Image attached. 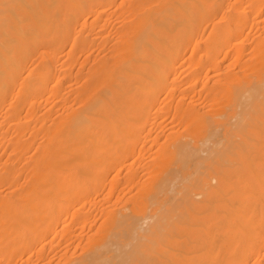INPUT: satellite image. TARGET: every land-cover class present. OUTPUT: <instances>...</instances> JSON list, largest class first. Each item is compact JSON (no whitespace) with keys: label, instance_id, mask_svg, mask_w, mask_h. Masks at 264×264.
I'll use <instances>...</instances> for the list:
<instances>
[{"label":"bare ground","instance_id":"6f19581e","mask_svg":"<svg viewBox=\"0 0 264 264\" xmlns=\"http://www.w3.org/2000/svg\"><path fill=\"white\" fill-rule=\"evenodd\" d=\"M262 110L264 0H0V264H155V225L137 232L142 227L137 229L132 215L121 207L130 191L145 194L154 184L171 192L172 202H165L155 221L160 225L164 219L167 228L183 207L202 212L194 195L204 193L207 201L219 191L228 194L222 203L227 200L229 209L224 205L222 210L229 215L224 217V211L212 217L219 221L213 226L226 220L221 257L209 252L205 258L202 252L204 258H194L197 251L192 248L200 249L205 235L198 232L195 240L181 228L196 241L189 247L194 256L182 262L170 253L172 264H264V147L256 141L259 149L253 152L258 156L250 160L242 152H252L248 139L259 133H249L263 123ZM164 112L176 123L165 119L161 125ZM157 115L159 126L170 125L169 131L158 130L166 133L160 143L158 133H151ZM140 120L150 124V134L144 131L160 144L156 149L153 143L155 153L147 150L151 142L142 148L149 137L144 140ZM137 129L143 138L139 131L133 134ZM184 130L200 136L193 142L183 139ZM198 140L207 145L205 155L198 154ZM137 142L143 145L134 146ZM132 147L136 153L146 148L149 157L146 151L142 155L150 159L154 154L155 164L166 161L168 167L176 157L180 163L165 172V164L153 163V170L161 166V172H167L154 178L152 160L139 156L147 164L139 163V169L138 156L135 161L127 155ZM131 160L135 170L146 172L140 171L142 177L137 173L140 179L147 171L153 174L149 184L148 176L142 179L146 188L135 178L143 192L140 185L132 187L135 179L126 181L135 171ZM201 160L208 161L203 170L198 169ZM191 163L194 173L200 172H189L190 181L183 182L181 168ZM118 176L131 186L119 184ZM213 177L218 181H210L217 185L209 190ZM119 185H125L126 192L132 187L127 196ZM137 196H131V204ZM210 200V205L216 201ZM139 204L140 211L146 210L147 204ZM160 205L156 208H163ZM207 225L205 238L214 228ZM214 230L209 233L219 231ZM199 234L203 241L197 247ZM167 241L158 243V257ZM182 243L175 248H185ZM211 256L214 262L208 260Z\"/></svg>","mask_w":264,"mask_h":264},{"label":"rangeland","instance_id":"374dc122","mask_svg":"<svg viewBox=\"0 0 264 264\" xmlns=\"http://www.w3.org/2000/svg\"><path fill=\"white\" fill-rule=\"evenodd\" d=\"M171 103H172V102H171ZM167 104H169V103H167ZM164 113L167 114V115H163L165 118H163L162 115H161L162 118H160L161 120L163 119L162 121L160 120L161 123L164 121L163 124H161V123L159 122V118H158L159 116H158V115L156 116V117L158 118V122H156V121H157V120H156L155 123L153 122V123L151 124L152 126H154V127H152V128H153L154 130L156 129L155 131L152 130L151 127L148 126V125H150L148 122H146L148 125H146V123H144L146 120H143L144 122H142V120L139 121L138 125L141 126V127H139L140 129H139V128H138V129H139V130L142 129L143 132H144V135H143L138 129L135 130V132H133V134H134V133L137 134L136 131H139L138 134L141 133V136H142V135L144 136V140H146L148 137L151 138L150 141H148V139H149V138H148L146 141H144V142H145V143H144V142H142V141H143V139H142L143 136H142V138L140 139V140H141L140 142L144 143L145 145H146V142H147V143H148V142H149V143L151 142V143H152L151 145H153V143H154V144L156 143L154 139L157 140V138H158V141H159V138L161 139L162 136H164V138L166 137V136H165L166 133H164V132H165V129H166V128L169 129L168 127H169L170 125H169L168 127H166V128H164V127L166 126V124H165L164 127L161 126V125H164V123H165V119H166V123L168 122V124H173L174 122L176 123V120L171 116V118H172V122H173V123H171V122H170L171 120L169 121L170 117L168 118V116H169L170 114L167 113V112H164ZM164 113H161V114H164ZM168 114H169V115H168ZM216 116H217V118H220V116H218V115H216ZM263 117H264V111L262 110V112H261V118H262V122L264 123V118H263ZM157 118H156V119H157ZM154 120H155V118H154ZM137 121H138V120H137ZM260 122H261V121H260ZM175 123H174V124H175ZM263 123H262V124H263ZM143 124H144V125H143ZM159 124H161V125L159 126ZM168 124H167V125H168ZM258 124H259V123H257V125H258ZM262 124H261V125H262ZM255 125H256V124H255ZM255 125L253 126V127H255V128L250 130L249 135L252 136V137H255L256 135H258V134L255 132V130H256V131L259 133V136H257L258 138H251V137H249V139H248V141H249L250 144H251V149H252V152L250 153V156L247 155V154H249V153H246V150H245V149H244L245 152L242 150L243 155L246 157L247 160H250V159L252 158L251 156H252L253 154H255L256 156H258V155H257L258 153H257V154L254 153V152H253V149L255 150V152H257V149H259V148H255V147L257 146L256 144L259 143V140H260V143H259V144L262 145V146L260 147V146L258 145V147H260V148L264 147V137H263V136H264V133H263V131H264L263 129H264V128H263V126H261V125L259 124V125H260V129H261V131H260L259 127H257V125L255 126ZM263 125H264V124H263ZM144 126H145V127H144ZM158 126H159V127H158ZM143 127H144V129H143ZM155 127H156V128H155ZM157 127H158V128H157ZM253 127H252V128H253ZM256 127H257V129H256ZM162 128H164V132L161 131V132H162V133H161V132H159L158 130H159V129L161 130ZM262 128H263V129H262ZM145 129H146L147 131L149 130V131H148L149 134H150V129H151V133H154V134H155V133H158L159 137H157V138L154 137V136H153L154 134L149 135L147 132H145V131H146ZM167 129H166V131H169V130H167ZM220 129L223 130V126H222V125H220L219 128H218V132H217L218 134H221L220 132H222ZM144 130H145V131H144ZM162 130H163V129H162ZM181 130H182V128H181ZM219 130H220V131H219ZM262 130H263V131H262ZM153 131H154V132H153ZM156 131H158V132H156ZM131 132H132V131H131ZM180 132H182V131H180ZM185 132H188V133H185ZM251 132H252V133H251ZM260 132H261V133H260ZM167 133H168V132H167ZM131 134H132V133H131ZM133 134H132L131 137H132V138H133V137L137 138V135L134 136L135 134H134V135H133ZM164 134H165V135H164ZM155 135H156V134H155ZM183 135H186V136H189V137H186V136L183 137ZM193 135H194V136L191 135V136H192V138H191L189 131H187V130L185 131V130H184V131H183V134H182V138H183V139L187 138V139H190V140L193 139V140H192V142H193V141L196 140V138H198V136H200V135H197V134H193ZM249 135H248V136H249ZM254 135H255V136H254ZM260 136H261V137H260ZM145 137H146V139H145ZM135 138H133V139H135ZM138 138H139V137H138ZM138 138H137V140H134V142H136V141L139 142V139H138ZM261 139H263V140H261ZM151 140L154 141V142H152ZM162 141H163V138H162L161 142H162ZM198 141H199V140H198ZM256 141H258V143H256ZM138 142H137V144L135 143L134 146L139 147L141 144H139ZM159 143H160V141H159ZM198 143H199V146L202 148L201 151H200V150L198 151V154L201 153L200 155H205V153H206L205 150H206V146H207V145L200 144V141H199ZM138 144H139V145H138ZM157 144H158V142L156 143V146H157ZM142 145H143V144H142ZM142 145H141V146H142ZM159 145H160V144H159ZM159 145H158V146H159ZM148 146H150V145L148 144ZM158 146L156 147V149L158 148ZM136 147H135V148H136ZM144 147L147 148V145H146V146H142L143 149H144ZM132 148H133V149H132V150L129 152V154H127V155H128V156H131V155H132L133 158L135 157V161H136V158H137L136 156H138V158H139V156H141V157L143 156V157L145 158V157L148 155V157H149V153H148L149 150H148V149H150L149 152H151V151H153V152L155 151V152H156L155 145H153V146L147 148L148 151H146V148H145V150H143V149L141 148V149H142V152H140V153H139V152L136 153L135 150H134L135 148H134V147H132ZM137 149H138V148H137ZM137 149H136V150H137ZM139 149H140V148H139ZM139 149H138V150H139ZM152 149H153V150H152ZM133 150H134V151H133ZM139 151H141V150H139ZM143 151H144V152H145V151L147 152V154L144 153L146 156H145V155H142ZM258 151H259V150H258ZM134 152H135V153H134ZM155 152H154V153H155ZM151 153H152V152H151ZM151 153H150V159H151L152 161H151V162L148 161V162H149V164L152 165V164L154 163V162H153V161H154V156H153L154 154L151 155ZM253 156H254V155H253ZM256 156H255V157H256ZM249 157H251V158H249ZM133 158H132V159H133ZM194 158H195V157H194ZM194 158H192V159H194ZM128 159H129V157H128ZM145 159H147V157H146ZM148 159H149V158H148ZM148 159H147V160H148ZM150 159H149V160H150ZM172 159H173V160H172ZM172 159H170L171 161H170L169 159H168V161H167V162L170 161V163H169L170 165L168 164V165H169L168 167H169L170 169H171V167L176 166V164L178 165V162L180 163V161H178L177 157H176V158H172ZM174 159H175V160H174ZM176 159H177V160H176ZM201 159H202V158H201ZM139 160H140V162H139ZM139 160L137 159L136 162H138V163H136V164H135V161H134V160H131L130 164L132 165V161H133V163L135 164V166H136L137 164H139V163H140V164H141V163H143V164L145 163V164H146L145 161L142 162V161H143L142 159L139 158ZM141 160H142V161H141ZM190 160H191V158H190ZM129 161H130V159H129ZM129 161H127V162H129ZM172 161H173V164L171 165ZM174 161H177V162L174 163ZM191 161H195V160H191ZM201 161H203V162H201ZM201 161L197 162V163H199V165H201L200 163H202V165H201L200 167H198V169L201 168V169L203 170V168L205 167L206 162H208V161H205V160H201ZM256 162H257V159H256ZM134 164H133V165H134ZM140 164L137 165V166H138L139 169H142V168H141V167H142V164H141V167H140ZM145 164H144V165H145ZM149 164H148V165H149ZM154 164H155V163H154ZM156 164H158V166H159V165L164 166V164H165V166L167 167L166 161H165V163H164V161H163V162H160V163L157 162ZM156 164H155V165H156ZM174 164H175V165H174ZM191 164H192V163H191ZM133 165H132V166H133ZM146 165H147V164H146ZM151 165H150L149 167H151ZM121 166H122V165H121ZM152 166H153V165H152ZM156 166H157V165H156ZM156 166H153V167L151 168V172L154 171V172H152V173H154V174L157 173L156 175H154V178H155V176L161 177V175L164 177L165 175H167V172H166V174H165L164 172H165V171H170V169H169L168 167H167L168 169L166 170V169H165V168H166L165 166H164V172L162 171L163 173L161 172V169L163 170V168H162L161 166H160V169H159V170L155 171V170H153V169H156ZM194 166H195V165L192 164L191 167H186V166H185V167H182L183 169L181 168V170H182V171H181V176H183V178L185 179V180L182 179L183 182H188V181H190V180H188V177H187V176L190 177V173H189V172H193L192 174H194V175H195V174H198V173L200 172V170H199L198 173H196V172L194 173V171H195V170H193V169H194ZM133 167H134V166H133ZM133 167H132V168H133ZM144 167H146V166H143V169L145 170ZM122 168L124 169V165H123ZM122 168H119V169H122ZM132 168H131V169H132ZM138 168L136 167L137 170H135V167H134V170H135V171H133V172L130 171V173H129V177H130L129 180H126V178H125V180L130 182L132 179L138 178V179L140 180L141 184H144L143 180L145 181V179H146L147 176H148V178H147L148 180L146 179L147 181L145 182V183H148V181L150 180L149 178L152 177L153 174H152L151 172H149V175H148V171H147V169H146L147 174H145V173H146L145 171L139 170ZM146 168H147V167H146ZM158 168H159V167H158ZM148 170H150V169H148ZM192 170H193V171H192ZM202 170H201V171H202ZM122 171H123V170H122ZM122 171H120L119 173H122ZM125 171H126V170L123 171L122 175H123V174L125 175ZM140 171L145 172V173H144V176L147 175L145 179L142 178L143 180L140 179V176H139L140 174H138L139 177L137 176V173H139ZM158 172H161V175H158V174H159ZM186 172H187V173H186ZM135 173H136V175H135ZM140 173H141V172H140ZM188 174H189V175H188ZM118 175H120V174H118ZM122 175H121V176H122ZM150 175H151V176H150ZM121 176H118L120 180L117 181V182H119V184H120V183H121V184H125L126 181H125L124 179H122ZM142 176H143V173H141V177H142ZM185 176L187 177V179H186ZM123 177H125V176H123ZM158 177H156V179H157ZM192 177H193V176H192ZM151 179H152V181H155V180H156V179L153 180V178H151ZM190 179H192V178H190ZM214 179H215V180H214ZM139 180L136 181V179H135V181L138 182L137 184H134V183H136V182H133V180H132V182H133V183L131 182V183L133 184L132 187L135 186V185H137V186L140 185L139 189L141 188V186H142V188H143L144 186L141 185V184L139 183ZM210 180H212V182H213V181H214V182H215V181H218V179H216V177L209 178V181H210ZM152 181H151V183H152V185H153L154 182H152ZM129 182H127V185H130V184H131V183H129ZM149 182H150V181H149ZM212 182L210 181L209 184H208V186H207V188H208L209 190H210V188H214V187L217 185L216 183H215V185H214ZM128 183H129V184H128ZM148 184H149V183H148ZM125 185H126V184H125ZM125 185H122L123 187L120 186V185H119V186H120L122 189L125 188V190H122V189H121V191H122V194H124V195L127 196V194H129L128 192L130 191V189H131L132 187H130L131 185H130L129 187H127V188H130V189H128V192H126V191H127V189H126V186H127V185H126V186H125ZM144 185H145V184H144ZM209 185H210V187H209ZM150 186H151V185H150ZM150 186H148L149 189L146 188V187H147L146 185H145L144 188H146L147 191H148V190L151 191V189H153V191H154V188H155L156 185H155V184L153 185L154 188H153V187H150ZM117 188H118V186H117ZM117 188H116V190L120 189V188H118V189H117ZM135 188H136V187H134V189H135ZM137 188H138V187H137ZM156 189H157L159 192H158ZM156 189H155L154 192H153V191H151V192L148 191L150 194H149V193H146L147 191H145V194H144L143 191H144L145 189H143V191L140 189L139 191H142L144 195H143V194H139L140 192H138V189H137V191L134 190L135 192H132L133 190L130 191V193H131L133 196H135V195L137 196V192H138V196L135 197L134 200H132V203L134 202L133 204H136L135 206H132L133 204H131V202H130L131 199L133 198V197H131L132 195H131V196L129 195L130 197L127 196L126 199L124 198L126 204L124 203L125 205H123V206H122V203H123V202H122V201H123L122 196H121V200H122V201L120 200V201L122 202V203H121V207L124 209V211H125V212L128 211L127 213H129V214L132 215V217H133V221H134V225H135V226H138L137 229H138L139 227H142V228H139V231H137V232H142L143 228L147 227L148 225H155L154 227H156V230H154V231H155L156 236H154L155 234L153 235V236H154V241H153V243H154V245H153V249H154V250H153V253H155L156 255L159 253L158 251L156 252V250H155L156 247L158 246V243H159V242H163V241H165V240H168L167 242H164V243H166V244L163 243V245H162L161 247L159 246L160 249H161L162 251L160 252L159 257H158V255H157V256L155 255V257L157 258L156 263L158 264V263L160 262L161 264H172L171 261H170V259L172 258L171 255H173V259L181 260L182 262H186L187 260H189V259L191 258L192 255L194 256V253H191V252H193V251H195V252L197 251V252L195 253L196 255H195L194 258H196V257H197V258H201V257H203V256H204L205 258H208V255L210 256V254H207V255H206L205 253H209V252H210V253H213V252H214L213 257H215V256L217 257V256H218V257L220 258V257H221V254H222V253H221V252H222V251H221V250H222V249H221V243H222L221 241H224L223 238H225V236L222 238L221 235L226 231V230H225V229H226V224H225V223H226V220L224 219V217H227V216L229 215V213H230L229 210H228V211H225L224 209L222 210V208H224L225 206H227V209H229V206H230L229 204H230V203H228V201L226 200V205H225L224 203H222V201L225 202V199L227 198V195H228V194H225V196H224V194H223L224 192L219 191V193L217 192L218 194H216V196H214V195H215V194H214V195H213L214 197L211 196L210 198H208L209 200H210V199H211V200L213 199V201H214V200H216V197H218L217 195H219V194H220V195H223L222 197H225L224 200H223V198H219V197H218L219 200H216V201H215V202H217V203L212 202V201L210 200V201H211V205H212L213 207H211V205L208 204V203H210V202L207 203V201H209L208 199H207V201H206V199H203L202 196H204V193H202V194L199 195L200 198H199L198 196L194 195V196H195L194 199L197 200V202H199V204H202V208H199V209H198V211L201 210L202 212H200V211H199V212H197V211L195 212V211L193 210V208H190L191 206H190V207H183V210H182L181 214L173 216V221L171 222V223H172V224H171V227H170V228H167L168 226H165V225H164V223H165V220H164V219H161V224L159 223L160 225H156L155 221H156V217H158L159 214H160V215L163 214V212H164V210H165V207H166L169 203H171L173 199L171 198V194H170V198H169V194H168V193H171V192H167V193L165 192V193H166V194H165V193H164V190L158 188L157 186H156ZM198 189H199V188H195L194 190H198ZM119 191H120V190H119ZM123 191H124V193H123ZM116 192H117V194H116ZM116 192H115V194H116L117 196L115 195V199H116V197H118V191H116ZM162 192H163V194H162ZM119 193H120V192H119ZM152 193H153V194H152ZM134 194H135V195H134ZM148 194H149V195H148ZM154 194H155V195H154ZM139 195H140L142 198H140ZM152 195H154L153 198L156 196L155 199H152V198H151ZM162 195H163V198H165V197H166V198L163 199V198H162ZM166 195H167V196H166ZM143 196H145V197H144V199H145L144 202H145V203L142 201V200H143ZM158 196H159V197H158ZM160 196H161V197H160ZM194 196H193V197H194ZM119 197H120V195H119ZM123 197H125V196H123ZM128 197H129L130 199H128V202H127L126 200H127ZM138 197H139L140 201H142L143 203L139 204L140 201H139ZM147 197H149V198L147 199ZM197 197H198V198H197ZM201 197H202V198H201ZM212 197H213V198H212ZM136 198H137V201H135ZM150 198H151V199H150ZM160 199H162V200H160ZM167 199H168V200H167ZM170 199H171V202H170ZM146 200H148V202H149V203L147 202L148 204L146 203ZM150 200H152V202H151ZM165 200H167V201H165ZM153 201H155V202L153 203ZM156 201H157V202H156ZM219 201H221V203L223 204V205H221V207L219 206V205H220V204L218 203ZM118 202H119V198H118V200H116V203H118ZM163 202H164V203H163ZM165 202H168L167 205H166ZM205 202H206V203H205ZM150 203H152V204H150ZM156 203H157V204H156ZM212 203H214V204H212ZM227 203H228V204H227ZM130 204H131V206H130ZM138 204L140 205V207H142V204H144L145 206H146V204H147V206H146V208H145L146 210H144V208L142 207L141 209H143V210L140 211V208H139V209L137 208ZM160 204H161V205L163 204V208H160V207H159L160 209H159V208H156V207H157L156 205H160ZM164 204H165V205H164ZM118 205H120V204H118ZM149 205H150V206H149ZM161 205H160V206H161ZM205 205H207L208 208H207ZM216 205L219 206L221 209H220L219 207H218L219 209H216V208H217ZM224 205H225V206H224ZM124 206H126V208H125ZM222 206H224V207H222ZM119 207H120V206H119ZM128 207H129V208H128ZM134 207H136L137 209L135 208V210H134ZM138 207H139V206H138ZM147 207L150 208V209L148 208L149 211L147 210ZM153 207H155V208L153 209ZM161 207H162V206H161ZM200 207H201V205H200ZM205 207H206V208H205ZM215 207H216V208H215ZM231 207H232V206H231ZM231 207H230V208H231ZM127 208H128V209H127ZM184 208H185V209H184ZM189 208L191 209L190 212H189ZM204 208H205V209H204ZM211 208H212V210H211ZM151 209H153V210H157V211H153V210L151 211ZM225 209H226V207H225ZM187 210H188V211H187ZM203 210H204V211H203ZM209 210H210V211H209ZM215 210H216V211H215ZM135 211H137V213H136ZM224 211H225V212H224ZM139 212H140V213H139ZM143 212H144L145 214L142 215ZM150 212H151V213H150ZM154 212H155V213H154ZM188 212H189V216L187 217V220H185L186 218L184 219V217H186V216L188 215ZM209 212H211V213H209ZM221 212H222V213H223V212L225 213V214H224V217L222 216L223 219H220V220H222V221L224 220V221H223V222L220 221L221 223H219V224H222V223H223V225H219V224L217 223L219 226H217V225H216V226H215V225L213 226V224H215V222H219V221H217V219L212 218V217H215V216L217 215V217L219 218L218 215H220V216L223 215V214H221ZM192 213H193V214H192ZM212 213H216V214L214 215V214H212ZM205 214H206V215H205ZM207 214L210 215V217H209ZM199 215H201V216L198 217ZM134 216H135V217H134ZM207 216H208V218H209L210 220L206 218ZM151 217H154V218L152 219ZM202 217L205 218V219L207 220L208 223L205 221V219L202 220ZM135 218H137V219L140 218L141 220H140V219H138V220L136 219V220H135ZM142 218H143V219H142ZM194 218H196V219L198 218L199 220L201 219V221H204L203 223H205V224L202 225V223L196 222V220H195ZM211 218H212V219H211ZM191 219H192L193 221L195 220V223H194L193 221L190 222L189 220H191ZM198 219H197V220H198ZM226 219H227V218H226ZM142 220H144L143 222H145V221H146V222H145V223H142ZM152 220H153V221H152ZM181 220H182V223H183V224H179V223H181ZM199 220H198V221H199ZM211 220H212V221H211ZM214 220H215V221H214ZM183 221H184V222H183ZM185 221H186V222H185ZM201 221H200V222H201ZM213 221H214V222H213ZM136 223H137V225H136ZM147 223H148V224H147ZM150 223H151V224H150ZM162 223H163V224H162ZM198 223H199V224H198ZM206 223L209 224V226H210L211 228L214 227L215 229H216V228L219 229V231L222 230V231H220V235H218V234H219V231H218V232H214V233H212L213 235H212L211 233H209L210 231L212 232V230H213V231H217V230H214V228H213V229H209V230L206 229V230H207L206 233L210 234V235H211L210 237L214 236V239L212 238V239L209 240V238H210L209 235L205 238L206 234H205L204 232H205V228L208 226ZM140 224H144V225H140ZM177 224H178L179 226H182V227H180V231H181V228H182L183 230H187L188 232L185 233V234H188V233L191 234V235H189V234H188V235L191 236L192 238H194L195 240L197 239V238H196V234H198V232H200V234L202 233V234L205 235V236L202 235V236H204V237H202V238H204V240L206 239V240L204 241V244L207 243L206 241H210V242H211V240H215L216 242H215V241H212V242H213V243H214V242L217 243V246L214 245L213 243H212L213 245H212V244L210 245V242H209V243H207V244L210 245V248H209L210 250H207V248H208L209 246H208L207 244H205V245L203 244V245L206 247V248H205L203 245H201L202 242H199V241H203V240H202V238H201V235L199 234V235H197V236H199L201 239L199 240V237H198V242L196 243V245H197V247H198V244L200 243L202 249H201V248H200V249L197 248V249H198V250H197V249H193V248H192L193 251H191V249H190L189 247H190V246L192 247V245H193L192 243H194V242H196V241H194V239L190 240V239H191L190 237H189V239H188V237H186L187 235H183V234H184V233H182L183 230H182L181 232H179V227L177 226ZM145 225H147V226H145ZM161 225H163V226H161ZM204 226H205V227H204ZM220 226H222V227H221L222 229L220 228ZM223 226H224V227H223ZM176 227H178V229H177ZM210 227H208V228H210ZM218 227H219V228H218ZM197 228H198L199 230H198ZM173 229H175V230L177 229V230H176L177 232H176L175 230H173ZM157 230H158V231H157ZM156 231H157V232H156ZM168 231L171 232V233H169V234L171 235V236H170L171 238H170L169 235L167 234ZM135 232H136V231H135ZM183 232H185V231H183ZM196 232H197V233H196ZM181 233H182V234H181ZM215 233H217V234H215ZM221 233H222V234H221ZM225 233H226V232H225ZM225 233H224V234H225ZM193 234L195 235V237H193ZM224 234H223V235H224ZM182 235H183V236H182ZM215 235H216V236L218 235V236L221 237V238H219V237L217 236V237L219 238V239H218L217 237H215ZM223 235H222V236H223ZM159 236H160V237H159ZM167 237H168V238H167ZM161 238H162V239L165 238V240H162ZM166 238H167V239H166ZM181 238H183V239L181 240ZM207 238H208V239H207ZM216 238H217V240H216ZM157 240H158V242H157ZM160 240H161V241H160ZM218 240H220V241L218 242ZM181 241H183V243L185 244V245H184L185 248H183V247H181L182 249H181V248H179V249H178V248H175V247H178L179 245H181V243H182ZM169 242H170L171 244H170ZM172 242H173V243H172ZM174 242H175V243H174ZM178 242H179L180 244H179ZM167 243H169L170 245H173L174 248L171 247V246H169V244H167ZM176 243H178L179 245H177ZM183 243H182V245H183ZM161 244H162V243H160V245H161ZM174 244H176L177 246H175ZM194 244H195V243H194ZM196 245H194V246H196ZM200 245H199V247H200ZM168 246H169V247H168ZM194 246H193V247H194ZM202 246H203L204 248H203ZM215 246H216V248H214ZM159 247H158V248H159ZM179 247H180V246H179ZM211 247H212V249H213V248H214V249L212 250ZM158 248H157V250H158ZM163 248H165V250L168 249V251H167L168 253H167L166 251H164ZM186 248H188V249H190V250H187ZM183 249H185V250L183 251ZM186 250H187V252H185ZM214 250H217V251H214ZM219 250H220V252H219L220 254L218 255V253L216 254L215 252H218ZM159 251H160V250H159ZM190 251H191V252H190ZM165 252H166L167 255L164 254ZM202 252L204 253L203 256H202ZM170 253H172V254L169 256L168 254H170ZM198 255H199L200 257H198ZM167 256H169L170 258L167 257ZM193 256H192V259H193ZM206 256H207V257H206ZM189 257H190V258H189ZM204 257H203V258H204ZM213 257L211 256L210 258H212V259L210 260V258H209L208 260L212 262L213 259H214ZM188 258H189V259H188ZM159 260H160V261H159ZM217 260H218V258H217ZM213 262H214V261H213ZM215 262H217V261H216V258H215ZM156 263H155V264H156Z\"/></svg>","mask_w":264,"mask_h":264}]
</instances>
